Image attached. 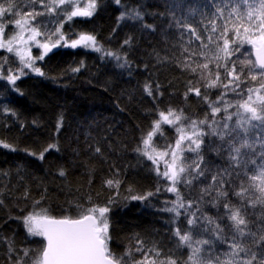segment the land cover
I'll use <instances>...</instances> for the list:
<instances>
[{
	"label": "trees",
	"instance_id": "1",
	"mask_svg": "<svg viewBox=\"0 0 264 264\" xmlns=\"http://www.w3.org/2000/svg\"><path fill=\"white\" fill-rule=\"evenodd\" d=\"M226 2L120 0L116 4L115 0H97L92 17H75L64 22L61 31L68 40L78 38L82 32L91 33L104 52H112L121 59L84 47H59L43 61L35 62L34 66L43 71V76L25 69L27 74L14 85L4 77L9 75V69L15 73L21 65L11 53L0 49V64H3L0 68V141L11 145V148L0 145V264H33L42 250L43 238L27 233L24 216L46 209L50 216L77 218L84 209L93 206L111 209L107 214L109 249L117 258L131 253L121 264L140 261L167 264L169 259L177 264H192L188 258L194 247L202 249L196 259L211 260L213 264L226 260L240 264L250 258L243 252L237 256L231 254V233L226 227L229 223L226 218L221 221V227L229 236L228 242L215 240L210 233L191 230V247L179 243L175 230L178 228L181 234L190 231L186 222L190 217L184 209L179 217L163 211L172 207L176 194L166 191L170 182L157 176L152 162L136 151L143 147L142 137L160 118L159 112L167 113L169 108L182 110L186 117L182 121L184 125L195 120L198 129L208 132L213 120L222 124L226 116L236 111L237 101L246 99L240 93H246L249 87L259 88L260 70L249 73L248 67H244L242 83L236 91L231 90L234 84L228 89L206 86L209 73L215 79L219 71L218 84H227L231 77L226 75L225 64L230 70L235 62L239 73L240 62L253 59L250 44L234 51L239 39L231 31V23L224 38L234 41L229 46L234 54L224 59L219 53L222 58H215L218 46L223 44L221 33L230 10L225 7ZM0 3L6 4V0ZM17 3L22 12L33 8L43 12L49 0L31 6L27 0L23 3L17 0ZM217 6L224 8L223 17H217ZM245 8L241 3L240 11ZM132 10L141 13L142 21L127 16L119 19L121 13ZM15 18L18 17L9 13L0 19L7 25V35H13L10 21ZM63 21L65 17L58 9L51 15L36 17L33 24L51 34ZM129 39L130 43L125 45L124 41ZM125 57L127 66L120 67ZM205 63L208 69L201 67ZM251 75H257V79L251 80ZM146 84L151 86L152 96L145 91ZM190 88H199L200 95L189 91ZM205 96L207 100L203 99ZM227 105L230 106L225 112ZM212 106L221 111L213 113ZM236 119L233 116L230 123ZM204 120L208 123H199ZM161 129L163 135L158 133L154 137L153 147L165 151L166 145L174 144L177 133L169 125L162 124ZM203 139L207 145L216 137L205 135ZM50 145L56 147L49 148ZM96 148L100 149L99 153ZM42 152L44 157L40 159ZM202 154L210 167L221 164V159L204 146ZM185 157L190 161L195 154L185 153ZM61 171L64 175H60ZM107 180L119 181L118 189L109 187ZM177 187L185 201L194 199L192 188L183 183ZM148 192L154 195L145 200L131 199ZM110 198H113L112 204H109ZM230 198L233 204L238 203V198L231 194ZM202 210L218 218V210L210 205H202ZM223 215L221 208L219 216ZM199 240L215 242L198 245Z\"/></svg>",
	"mask_w": 264,
	"mask_h": 264
},
{
	"label": "snow or ice",
	"instance_id": "2",
	"mask_svg": "<svg viewBox=\"0 0 264 264\" xmlns=\"http://www.w3.org/2000/svg\"><path fill=\"white\" fill-rule=\"evenodd\" d=\"M36 3L44 4V0H27L29 6ZM115 3L120 4V0H115ZM241 3L246 6L243 12L240 11ZM65 5L71 7V11H65L61 7ZM97 6V0H87L84 7H80V0H49V3L44 5L45 11L43 12H36L34 8L22 12L18 10L17 0H6V4L0 3V19L9 13L18 17L10 21L18 31L7 39L4 38L7 25L0 22V49L18 57L21 65L15 73L9 69V75L4 79L14 85L17 80L27 74L25 69L43 76V71L34 66L35 61H43L44 57L58 46L84 47L115 57L119 61L121 59L119 56H115L112 52H104L95 35L82 32L78 34L77 39L69 41L61 31L63 23L71 21L75 17H92ZM225 7L230 10L227 14L228 19L225 20L224 31L221 33L223 44L218 46V54L215 58L221 59L219 53H222L223 58L227 59L234 54V51H239L244 44H250L253 46L255 59L246 58L242 60L239 73L236 70L235 62H233L230 70L225 64L226 75L231 77L228 83L218 84L220 74L217 71L215 79H212L211 73H209L206 86L228 89L229 85L234 84L235 86L231 90L236 91L242 83L241 75L244 67H248L249 73L256 69L260 70L258 73L260 77L259 88L249 87L246 89V93H240L246 95V99L237 101L236 111L226 116L222 124L213 120L208 132L198 129L195 120L190 122L192 130L186 131L185 125L182 123L186 117H184L182 110L178 112L176 109L169 108L167 113L159 112L160 118L153 122L151 130L142 137L143 147H138L136 151L152 162L157 176L166 178L170 182L171 186L166 191L176 194V200L172 202V207H166L163 211L174 213L176 217H179L181 209H184L186 216L190 217L186 220L190 231L181 234L178 228L175 230L179 243L191 247V230L201 234L210 233L215 240L228 242L229 236L225 234L224 227H221V221L226 218L229 221L226 227L231 233V254L237 256L243 252L250 257L240 264H264V95L261 94L264 91V0H227ZM58 9L65 17V21L61 22L55 32L51 34L42 33L38 26L33 25L36 17L51 15L56 13ZM216 15L223 17L224 8L217 6ZM126 16L134 20L142 21L143 19L141 13L136 10L121 13L119 19H124ZM233 18L235 22H233ZM229 23L232 25L231 31L234 36L239 39L234 51L229 50L230 44L234 41L224 38L230 30L227 26ZM144 27L151 29L153 26L144 25ZM241 29H243V35H241ZM213 30H215V26H213ZM191 31L194 32L195 29H191ZM25 32L29 33L27 38H25ZM40 36H43L45 41H52L53 36L56 39L54 42L41 43L37 39ZM30 42L32 46L41 50L39 56H32ZM129 43L130 39L124 41L125 45ZM4 63H7L6 58ZM119 66H127L126 57L124 63ZM2 67L3 64H0V68ZM201 67L208 69V64L205 63ZM219 67L220 65L217 64V69ZM195 70L192 69V71ZM73 71H79V69H73ZM256 79L257 75H251V80ZM145 91L149 96H152L151 86L146 84ZM189 91H194L197 96L200 95L199 88H190ZM253 93H255V99H253ZM203 99L207 100L208 98L205 96ZM229 106H225V112ZM220 111L219 107L212 106L213 113ZM233 116H236L237 119L234 123H230ZM199 123L207 124L208 122L204 120ZM162 124L172 126L177 137L174 144L166 145L165 151H157L153 147V139L158 133L163 135ZM205 135L216 137V139L209 140L208 144L205 145L203 139ZM0 145L4 148H11V145L2 141H0ZM202 146L215 153L221 159V164L210 167L202 154ZM55 147V145L49 146V148ZM95 151L99 153L100 149L96 148ZM185 153L195 154V158L188 161ZM32 155L36 154L32 153ZM43 157L44 153L42 152L39 158L43 159ZM165 157H170V162ZM159 161H164V171L162 172ZM60 175H64V172L61 171ZM180 183L192 188V192L195 194L194 199L187 201L183 199L177 187ZM106 184L117 189L119 187V181L107 180ZM194 184L196 187H193ZM205 184L206 186H201ZM159 190L157 188V192ZM230 194L231 197L238 198L237 204L232 203ZM153 195L154 193L148 192L143 196H132L131 199L145 200ZM112 203L113 198H110L109 204ZM205 204L218 210V218L208 216L203 212L202 205ZM77 207L80 206L77 205ZM194 207L195 210H192ZM221 208L224 210L223 216H219V209ZM110 210L109 206H93L84 209L75 219L69 216L62 218L50 216L46 209L40 213H29L24 216L22 219L27 233L42 237L45 242L33 264H121L125 256H130L131 253L126 252L117 258L109 249L111 237L107 214ZM241 240H244V243H241ZM214 242V240L196 241L198 245H211ZM201 251L200 247L192 248L189 261L192 264H213L211 260L203 262L196 259ZM137 264H145V262L140 261ZM149 264H155V262L152 261ZM167 264H177V262L169 259ZM217 264H233V262L231 260L217 261Z\"/></svg>",
	"mask_w": 264,
	"mask_h": 264
},
{
	"label": "rangeland",
	"instance_id": "3",
	"mask_svg": "<svg viewBox=\"0 0 264 264\" xmlns=\"http://www.w3.org/2000/svg\"><path fill=\"white\" fill-rule=\"evenodd\" d=\"M86 2H87V0H80V7H84L85 6V4H86ZM65 11H71V7H69V6H67V5H65V6H61ZM58 11V10H57ZM60 11V10H59ZM34 26H38L39 27V25H37L36 23L35 24H33ZM11 29H12V33L11 34H14L15 32H17L18 31V29L15 27V25L13 24L12 26H11ZM39 30L42 32V33H45V31H44V29L43 28H40L39 27ZM6 29H5V34H4V38L5 39H7L10 35H7L6 34ZM29 33H27V32H25V38H27V35H28ZM49 34V33H48ZM37 39H39L40 41H41V43H44V42H54V40L56 39V37H52V41H45V39H44V37L43 36H40V37H37ZM77 39V38H76ZM73 40V39H72ZM70 41V40H69ZM61 44H63V42H61ZM30 46H31V53H32V56L33 57H37L38 56V54H40L41 53V50L40 49H38L36 46H32L31 45V42H30ZM59 47H63V46H58L57 48H59ZM11 55L13 56V58L16 60V61H18L19 62V59H18V57H16L14 54H12L11 53ZM37 61V60H36ZM35 61V62H36ZM20 63V62H19ZM7 83H10L9 81H7ZM253 99H255V94L253 95ZM185 129H186V131H188V132H190L192 129L190 128V123L189 124H186L185 125ZM157 151H162V150H158V149H156ZM165 159L166 160H168L169 162H170V157H165ZM159 166H160V170H161V172L162 171H164V161H159ZM162 168V169H161Z\"/></svg>",
	"mask_w": 264,
	"mask_h": 264
},
{
	"label": "water",
	"instance_id": "4",
	"mask_svg": "<svg viewBox=\"0 0 264 264\" xmlns=\"http://www.w3.org/2000/svg\"><path fill=\"white\" fill-rule=\"evenodd\" d=\"M56 50V48L55 49H53V51L52 52H50L49 54H52L54 51ZM48 54V55H49ZM252 56H253V59H255V53H254V49H253V46H252ZM57 218H62V217H57ZM78 218V217H77ZM73 219H75V218H73ZM43 240H44V238H43ZM45 243V242H44Z\"/></svg>",
	"mask_w": 264,
	"mask_h": 264
}]
</instances>
